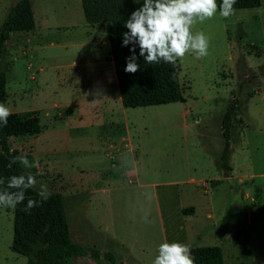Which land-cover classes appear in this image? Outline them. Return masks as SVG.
Returning <instances> with one entry per match:
<instances>
[{
  "label": "rangeland",
  "instance_id": "1",
  "mask_svg": "<svg viewBox=\"0 0 264 264\" xmlns=\"http://www.w3.org/2000/svg\"><path fill=\"white\" fill-rule=\"evenodd\" d=\"M13 2L0 0V23ZM132 4L144 48L171 51L182 101L119 105L113 123L67 105L68 90L88 78L81 70L112 67L108 45L87 27L81 0H31L34 29L10 33L0 69L5 112L34 113L40 132L9 136L8 147L32 188L58 195L70 239L84 251L73 264H191L188 250L210 245L225 264H264V224L250 226L248 238L243 231L264 217V0L231 10L214 0ZM89 61L96 63L76 66ZM248 88L255 93L245 99ZM234 100L228 163L246 187L190 183L221 176L222 117ZM11 200L0 196V264H25L9 248ZM178 205L194 213L182 215Z\"/></svg>",
  "mask_w": 264,
  "mask_h": 264
},
{
  "label": "trees",
  "instance_id": "2",
  "mask_svg": "<svg viewBox=\"0 0 264 264\" xmlns=\"http://www.w3.org/2000/svg\"><path fill=\"white\" fill-rule=\"evenodd\" d=\"M214 3L218 10H231L257 7L260 0H214ZM81 7L89 23L104 24L123 107L182 101L175 59L169 49L144 48L132 0H81ZM34 26L31 0H15L0 23V60L10 33L31 31ZM252 50L258 55L255 46ZM260 73L264 76V70ZM5 84L6 75L0 69V196L12 199L9 248L24 256L25 264H73L74 258L84 251L70 239L58 195L39 193L32 188L31 176L23 172L19 157L8 147L9 136L35 135L40 132V124L34 113L5 112ZM243 86L238 85V93H242ZM261 90L264 91V82ZM254 93L255 90L248 88L245 99ZM239 103L234 100L229 104L222 117L224 142L217 166L224 174L230 171V117ZM187 211H192V207L182 208V213ZM188 252L191 264H224L221 249L216 245L193 247Z\"/></svg>",
  "mask_w": 264,
  "mask_h": 264
},
{
  "label": "crops",
  "instance_id": "3",
  "mask_svg": "<svg viewBox=\"0 0 264 264\" xmlns=\"http://www.w3.org/2000/svg\"><path fill=\"white\" fill-rule=\"evenodd\" d=\"M14 2H15V0H14ZM13 3H11L10 6ZM81 9H82V7H81ZM83 16H84V14H83ZM84 18H85V16H84ZM85 22H86L87 27H89L90 29L98 28L99 31H101V33L99 32V35L102 37V39L108 45V42L106 40L104 24L103 23H89L86 20V18H85ZM32 31H33V29L31 31H27L25 33H31ZM108 52H109V46H108ZM109 57H110V54H109ZM110 61H111V59H110ZM95 63L96 62H93V63H91V62L90 63L79 62V63H76V66H79L81 64H89L90 65V64H95ZM111 63H112V61H111ZM29 65H30V63L28 62V66ZM81 73L83 75L87 76L88 78L84 79L78 88L68 90L67 96L65 98L67 105L75 106V107L89 108L88 110H89L90 115H92V118H95V117L98 118L99 114H102V116L105 118V120H108V122L106 121L107 123H113V122L117 121V119L113 116V114H115L114 110L117 109V107H119V105H121V103H120L116 78H115V74H114V70H113V65L111 67L108 64V66L105 68L101 67V66H99V67H97V66L96 67H86V68H84V70H81ZM121 107H123V106L121 105ZM119 109H120V107H119ZM221 129H222V127H221ZM229 166H230V171H228L226 174L222 173L219 170V172L221 173V176H216V177H212V178L203 177V178L197 179V180H194V178L189 177L188 181L192 184L199 185L201 182H204L205 180L213 179L214 181L218 182V183H214L215 184L214 188L219 186L222 181H232L233 184L238 188V190L241 193V192H243V187L244 188L246 187L242 184V182H243L242 179L244 178L243 175H245V174L232 175V173L234 172V168L230 164H229ZM255 187L258 190H260L259 185L255 186ZM210 191L211 190H209V192ZM246 192L249 193V191H246ZM246 192L243 195H241L242 199H246V197H248ZM257 195H255V196H257ZM253 198H255V197H253ZM209 202L210 203L212 202L211 197H209V199H208V203ZM182 208H187V207L178 205L176 211H178V213H181L182 215H186V214L182 213ZM211 209H212V206L209 207V205H208L207 210H211ZM192 212L194 213V207H192V211H187V214H191ZM257 222H259V223L261 222L264 224V217H259V219L255 218L254 220H252L250 218L248 220V225H247L248 227L244 226V228H243V231L245 233L244 238H248V232H249L248 228L250 226L255 225V223H257ZM232 234L228 231V233L225 234L227 237L226 239H228ZM223 261L225 264V260H223Z\"/></svg>",
  "mask_w": 264,
  "mask_h": 264
}]
</instances>
